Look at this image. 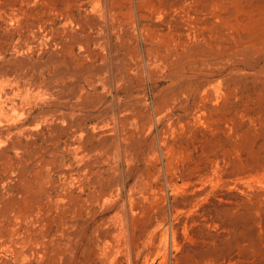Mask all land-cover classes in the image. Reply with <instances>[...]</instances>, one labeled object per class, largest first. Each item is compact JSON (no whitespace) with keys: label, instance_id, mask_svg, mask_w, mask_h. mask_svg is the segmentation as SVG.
I'll return each mask as SVG.
<instances>
[{"label":"rangeland","instance_id":"obj_1","mask_svg":"<svg viewBox=\"0 0 264 264\" xmlns=\"http://www.w3.org/2000/svg\"><path fill=\"white\" fill-rule=\"evenodd\" d=\"M0 264H264V0H0Z\"/></svg>","mask_w":264,"mask_h":264},{"label":"bare ground","instance_id":"obj_2","mask_svg":"<svg viewBox=\"0 0 264 264\" xmlns=\"http://www.w3.org/2000/svg\"><path fill=\"white\" fill-rule=\"evenodd\" d=\"M187 1H185L186 3ZM181 3V1L179 2ZM197 147V146H195ZM199 148V146L197 147ZM197 151V150H196ZM202 160V158H201ZM177 161V160H176ZM220 161V160H219ZM202 162V161H201ZM178 165V164H177ZM189 167V166H188ZM174 168V167H173ZM212 168L211 164H207L204 167H202L201 172H198L196 174V176L192 179L190 177H188L185 174V167L184 166H180V167H176L175 171H174V175L173 178L171 180L173 186L178 190V189H191L193 191V195L191 198L192 202H196L198 200H200L202 198V196L206 195L209 192V188L207 185H209L210 190L213 189L215 187V184L211 181L209 183H204L201 184V186L199 188H196L195 185L202 183V180L204 179V177L208 174V172L210 171V169ZM223 171V170H222ZM188 174V173H187ZM189 175V174H188ZM228 181V180H227ZM179 182H182L181 185H178ZM225 183V182H224ZM227 183V182H226ZM199 186V185H198ZM207 186V187H206ZM206 187V188H205ZM175 189V190H176ZM187 189V190H188ZM189 192V191H188ZM185 197V196H184ZM225 197V196H224ZM223 197V198H224ZM184 199V198H183ZM190 199V198H189ZM226 199V198H225ZM230 200V199H229ZM188 205V204H187ZM225 205V204H224ZM186 206V205H185Z\"/></svg>","mask_w":264,"mask_h":264}]
</instances>
